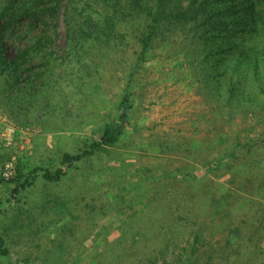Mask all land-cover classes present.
<instances>
[{
    "label": "rangeland",
    "instance_id": "374dc122",
    "mask_svg": "<svg viewBox=\"0 0 264 264\" xmlns=\"http://www.w3.org/2000/svg\"><path fill=\"white\" fill-rule=\"evenodd\" d=\"M154 8L62 0L2 24L0 168L30 184L0 179V264H264V0H166L143 52Z\"/></svg>",
    "mask_w": 264,
    "mask_h": 264
},
{
    "label": "trees",
    "instance_id": "16d2710c",
    "mask_svg": "<svg viewBox=\"0 0 264 264\" xmlns=\"http://www.w3.org/2000/svg\"><path fill=\"white\" fill-rule=\"evenodd\" d=\"M24 1V3H23ZM62 0H0L1 2H6L5 6H3V10L0 11V30L1 28L15 27V24L21 22L22 19H29L30 25L32 26L33 22L39 20L43 17H48L50 19H54L55 11L60 5ZM166 0H155V8L151 10L150 18L151 24L148 28V32L145 36H143L141 40L142 50L146 51L155 37L158 31V24L165 20H168L169 16L166 13L165 8ZM24 5V9H22ZM45 7V8H44ZM251 6L242 7L243 11H247ZM236 12H232L231 10H226L225 15L230 16ZM224 15V14H222ZM178 19H186L185 14H178L176 16ZM68 19V28H67V38L68 43L70 44V40L81 35L80 30H73L71 28V21L73 20L72 15L67 16ZM5 26H2V24ZM3 49L0 48V65L6 64V60L2 58ZM22 58V57H21ZM16 63V61L14 62ZM11 65V64H10ZM9 65V66H10ZM122 131V126L120 122L114 124H107L101 131L100 141L91 143L89 150L83 151L81 154L70 155L64 154L62 157V164L71 165L73 162H79L85 157L93 155L95 152L100 150L102 147H109L115 145L119 141V137ZM65 176V171L63 169H57L54 172L45 171L43 173V178L46 181L52 182L59 180L61 177ZM15 187L10 190L11 196H14L19 192L20 189L30 184L29 179L24 177L22 171L19 167H17L15 177L11 180ZM7 255V250L5 248V242L0 234V256Z\"/></svg>",
    "mask_w": 264,
    "mask_h": 264
},
{
    "label": "built area",
    "instance_id": "2783aa9c",
    "mask_svg": "<svg viewBox=\"0 0 264 264\" xmlns=\"http://www.w3.org/2000/svg\"><path fill=\"white\" fill-rule=\"evenodd\" d=\"M11 133L12 131L8 129L2 133L0 132V139L2 138L1 141H3L6 145H9L12 141ZM15 174V158L12 157L3 162L2 167L0 168V179L2 181L9 182L15 177Z\"/></svg>",
    "mask_w": 264,
    "mask_h": 264
}]
</instances>
